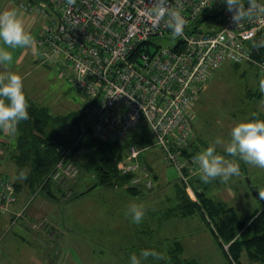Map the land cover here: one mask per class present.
Instances as JSON below:
<instances>
[{
  "label": "built area",
  "instance_id": "2783aa9c",
  "mask_svg": "<svg viewBox=\"0 0 264 264\" xmlns=\"http://www.w3.org/2000/svg\"><path fill=\"white\" fill-rule=\"evenodd\" d=\"M154 0H31L20 8L41 21L37 37L42 63L56 64L86 97L83 130L102 141L124 143L145 126L184 187L197 200L191 178L200 174L194 157L184 152L194 133L195 104L207 80L224 64L251 63L264 75V14L237 25L220 0H171L185 18L176 35L167 17L150 13ZM247 6V4L245 5ZM169 41L162 46L161 41ZM264 98V93H263ZM147 146L131 144L118 162L130 184L147 190L154 177L140 155ZM52 178L65 181L80 169L65 147ZM18 199L15 182L0 169V213H10ZM23 212L14 213L13 222ZM33 228L45 221H29Z\"/></svg>",
  "mask_w": 264,
  "mask_h": 264
},
{
  "label": "rangeland",
  "instance_id": "374dc122",
  "mask_svg": "<svg viewBox=\"0 0 264 264\" xmlns=\"http://www.w3.org/2000/svg\"><path fill=\"white\" fill-rule=\"evenodd\" d=\"M30 1L0 0V9L15 8L19 10L21 15H24L27 12L21 9L19 4ZM161 44L168 46L170 43L163 39ZM25 47L8 49L13 56V60L7 64L8 66H11L18 57L22 56ZM0 48H3L2 41H0ZM27 50L30 53L31 49ZM30 57L31 54L25 58L22 64H19L20 68L26 66L27 69L25 72L20 69L21 74H26L23 82L27 100L45 104L50 112L56 115L67 114L85 106L86 97L61 74L58 65L38 64L36 59L32 62ZM261 79H264V75L251 63H241L239 66L229 62L224 63L207 80L205 88L195 104L194 133L191 141L194 138L197 139L198 134L199 139L205 146H208L215 138L220 137L224 143L216 145V151L226 158L238 159L225 153L224 147L230 139V130L234 124L250 118L253 112L257 114L263 112L264 98L263 93L259 90ZM144 132L150 139V143L143 152V157L154 154L158 163L163 164L159 170L160 172L163 170L164 175L159 180H154V187L134 195L128 191L127 185L123 183L100 185L93 191L87 192L89 198L86 199L93 200H85L78 207V212L84 215L91 211V208L92 211L95 210L99 214H107L109 224L113 228V234L98 237L92 227V231L81 232L77 236L72 229L65 232L66 228L63 226L65 229L62 227L61 234L64 236L58 235L51 238L49 234L54 228L49 223L39 228L32 227V229L47 231L48 235L46 237L39 236V241L34 242L33 248H30L29 251L31 252L21 253L24 260L28 259L32 253L36 254L37 258H42L41 255L51 257L58 252L56 250L61 246L67 249L72 246L73 251H70L69 261L74 260L77 264H131L130 256L135 253L140 257L141 251L145 249H154L158 256L140 257L141 264H177L169 261L171 255L169 249L175 248V245L173 247L171 245L175 239H178L184 244V251L180 256L182 259L196 260V264H231L217 237L201 218L199 211H196L195 215L189 218L168 217L167 214L159 211L156 218L146 219L144 215L139 223L132 220L129 212L132 203L143 204L147 215H149V208L154 209L156 205H160L158 197L162 196L164 201H167V205L171 206V203H176L178 195L177 187L174 185L180 183L178 171L167 161L163 150L155 142L152 131L146 128L143 130ZM74 133L76 134V132ZM14 142L16 143V141ZM75 145L76 142L67 149L69 152L68 160L78 168L82 162L87 160L89 150L80 149L73 152ZM58 148L59 146L57 151ZM58 155L60 156V154ZM11 156L12 153L11 155L6 153L0 156V169L5 170L11 179L18 178L20 181L23 179L26 181V173H28L29 168L22 171L25 173L24 178H21L20 174L19 176L16 175L14 171L18 172V167L15 166V161ZM239 163V175H233L227 181L228 183L219 177L215 178L211 183V188L212 192L217 191V189L221 191L227 185L235 189L236 194L230 197L233 201L229 203L237 209L241 218L247 213L264 207V168L242 160ZM54 170L55 168L49 174L50 187L51 189L53 187L56 197L61 201L70 200L76 194L79 197L80 193L97 182L96 175L85 169L79 170L75 176L65 178L64 182L60 181L61 179L55 180L51 176ZM154 170L156 169H152L153 172ZM212 194L215 196V193ZM88 202H93L92 207L91 203ZM0 219V243L4 238L5 244L9 237L14 235L15 227L8 228L4 222L5 219ZM83 220L82 229L88 226L90 222L86 218ZM127 225L128 227H126ZM96 240H98V244L95 242ZM8 253L11 258H14L16 252ZM185 262L187 263L184 261L182 264H186Z\"/></svg>",
  "mask_w": 264,
  "mask_h": 264
},
{
  "label": "trees",
  "instance_id": "16d2710c",
  "mask_svg": "<svg viewBox=\"0 0 264 264\" xmlns=\"http://www.w3.org/2000/svg\"><path fill=\"white\" fill-rule=\"evenodd\" d=\"M234 65L239 66L240 64ZM27 101L29 118L17 124L18 137L15 143L17 152L11 157L18 167L19 174L29 168L26 173V182L34 191L38 188L42 191L48 190L50 187L49 174L59 160L57 147L62 146L68 149L76 142L73 152L80 149L89 150L87 160L79 165L80 170H88L97 177V182L79 195L90 192L100 185L122 183L127 185L131 194L138 195L143 191L146 192L147 189L144 187L130 184L133 174H121L117 169L118 162L127 155L131 144L149 145L150 139L145 132L143 133L145 126H140L133 131L131 138L124 143L102 141L97 139L90 129L83 130L85 106L67 114L56 115L51 113L46 106ZM257 118L264 119V111L257 114ZM192 144L190 141L184 148V152L188 155L195 153ZM143 155L142 152L140 161ZM144 163L150 168L154 180H157V175L152 171L150 163ZM198 180L197 175L191 178L197 200L189 196L180 179V183L177 184L178 202L164 213L192 216L199 211L203 220L217 237L231 264H264V207L240 218L233 205L208 195L206 189L199 186ZM16 187L18 189L17 184ZM171 246L175 248L172 249ZM171 246L169 261L177 264H182L184 261H187L186 264H196V260H186L180 257L183 253L180 240L175 239Z\"/></svg>",
  "mask_w": 264,
  "mask_h": 264
},
{
  "label": "clouds",
  "instance_id": "9594fccd",
  "mask_svg": "<svg viewBox=\"0 0 264 264\" xmlns=\"http://www.w3.org/2000/svg\"><path fill=\"white\" fill-rule=\"evenodd\" d=\"M71 2V0H69ZM232 12V20L240 25L256 14H264V0H220ZM247 4V6H245ZM150 13L159 21L167 17L166 24L176 35L183 32L185 18L182 12L171 7V0H154ZM0 41L12 49L29 46L33 43L32 34L26 30L19 10L15 8L0 9ZM257 47L264 46V39ZM13 60L7 48H0V64H8ZM259 90L264 93V79L259 81ZM28 101L24 91L23 77L15 71L0 73V128H14L20 121L29 118ZM224 141L217 137L198 152L194 159L198 164L200 179L208 183L215 178L228 181L233 175H239L242 160L264 168V119L257 118L253 112L251 118L234 124L230 130V139L224 147L229 159L216 151V145ZM21 178L25 173H20ZM131 218L139 223L145 215L143 204L132 203L129 207ZM158 256L153 250H142L140 257ZM135 253L130 256L131 264H141Z\"/></svg>",
  "mask_w": 264,
  "mask_h": 264
},
{
  "label": "crops",
  "instance_id": "0c3cea01",
  "mask_svg": "<svg viewBox=\"0 0 264 264\" xmlns=\"http://www.w3.org/2000/svg\"><path fill=\"white\" fill-rule=\"evenodd\" d=\"M21 17L24 21L26 30L29 31L33 36V43L29 46H26L23 49L21 54L22 56L18 57L16 62L13 63L11 66H8L7 64H0V73L15 71L18 72L24 78L26 77V74H21V73L27 71V69L25 68L26 66L20 68L19 64H22V62L25 61V58L29 54H31L30 60L32 62L35 61L36 59L38 64L42 63L40 48L37 44V37L41 30V21L38 18L31 16L28 13L21 15ZM2 44H3V48H7V49L10 48L9 46L5 45L3 42ZM27 49H31L30 53ZM20 69L22 72L20 71ZM39 103H35V104L39 106H46L45 104L43 105ZM17 137H18V125H16L14 128H0V156H3L6 153L9 155H11L12 153L13 155L14 153L17 152V146L14 142L17 141ZM191 142L193 143L192 149L194 148L196 154L202 151L205 147H207L199 139L198 134H197V139L194 138ZM141 162L150 163L152 168L156 169L154 170V172L157 175V180H159V178L162 175H164V172H162L163 170H161V172L159 170L160 166H162L163 164L158 163V161L156 160V156L154 154L151 155L148 154L145 158L143 157ZM2 171L5 172V170ZM14 172L16 173V175L19 176L18 172L16 171ZM197 176L199 178L198 180L199 186L205 188L208 195L216 199L224 200L228 203L229 202L231 203L233 201L232 198L230 197L235 196L236 190L231 188L230 185L225 186L224 188L221 189V191L220 190L218 191L217 189V191L212 192L211 183L213 180H211L208 183H205L200 179V174H198ZM12 180L18 186V199L11 207L12 211L10 213H0V218L5 219L4 222L6 223L8 228L15 227L14 228L15 230L13 233L14 235L11 236L12 239L9 237L7 243L4 244L5 239L3 238L2 240L3 242L1 241L0 243V247H2L0 248V264H77L74 260L69 261L70 259L69 255L71 254L70 251H73V247L71 246L69 249H67V248H63L61 245H60L61 248L56 250L58 252L55 253L54 256L49 257V256L41 255L42 258L40 257L37 258V256H35L36 254L32 253L28 259L24 260L23 255L21 253L31 252L29 250L30 248L31 249L33 248V244H35L34 242L39 241L38 240L39 236L46 237L48 235L47 231L32 229V227L29 225V221L32 222L45 221L46 224L49 223V225H51V227L54 228L50 231L49 234V237L51 238H53L54 236L62 235L61 231L64 227L66 228L65 232L72 229V231L77 236H79L81 232L92 231L93 228H94L93 231L96 232V236L98 237L111 236L113 234L112 233L113 228L109 224V217L107 214H99L95 210L92 211V208L91 211H89L86 215L82 214L81 212H78V207L81 202H85V200H93V199H86L89 198L88 193L82 194L79 197L77 195H74L71 198L72 200L70 199L71 201L70 200L61 201L58 197H56V193L53 190V187L52 189L51 187H49L48 190L45 189L43 191L40 188H38L34 191L30 186V184L25 181V179L20 181L18 178L16 179L12 178ZM226 183L228 182L226 181ZM174 186L177 187L178 185L175 184ZM212 193H215V196ZM119 199L122 198L119 197ZM158 200L160 202V205L159 206L156 205L154 209L149 208V215L145 214L146 219L149 218L151 219L153 217L156 218L159 211L161 213H164L169 208L174 207L178 202V198H177L176 203L174 204L171 203L170 204L171 206H169L167 205V201L165 202L162 196L158 197ZM88 203H91V207H92L93 202H88ZM20 212H23L22 217L17 219L16 222H13L12 219L14 213H20ZM172 216L180 217V218H189L192 217L193 215L181 216V215L168 214V217H172ZM83 218L90 220V222L88 226L82 229L83 221H84ZM126 227H128V225ZM62 241H64L63 238ZM95 242L98 244V240H96ZM182 245L184 251V244L182 243ZM8 252H16L13 256L14 258H11Z\"/></svg>",
  "mask_w": 264,
  "mask_h": 264
}]
</instances>
